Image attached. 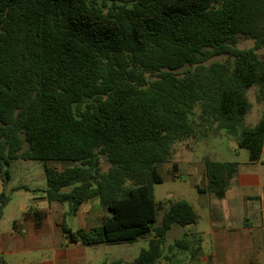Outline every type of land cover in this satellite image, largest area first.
I'll return each instance as SVG.
<instances>
[{
  "label": "trees",
  "instance_id": "16d2710c",
  "mask_svg": "<svg viewBox=\"0 0 264 264\" xmlns=\"http://www.w3.org/2000/svg\"><path fill=\"white\" fill-rule=\"evenodd\" d=\"M241 38L253 45L239 49ZM262 49L264 0H0L1 177L9 181L14 161H40L48 202L75 214L97 197L108 215L74 232L63 221L71 243L150 238L132 263L100 264H179L167 253H193L201 239L185 233L166 247V235L197 215L183 199L156 202L158 164L170 161L176 143L201 134L191 119L197 107L208 134L224 130L249 162L260 160ZM215 57L224 58L207 63ZM253 87L261 114L250 126ZM50 161L72 165L57 170ZM203 163V191L222 197L228 165ZM8 201L1 192L0 219Z\"/></svg>",
  "mask_w": 264,
  "mask_h": 264
},
{
  "label": "crops",
  "instance_id": "0c3cea01",
  "mask_svg": "<svg viewBox=\"0 0 264 264\" xmlns=\"http://www.w3.org/2000/svg\"><path fill=\"white\" fill-rule=\"evenodd\" d=\"M257 113L260 117V105ZM225 135L228 134L221 130L215 137ZM226 164L225 193L216 197L203 191L207 186L204 163L198 167L184 163L180 168L179 163L172 162L173 175L179 176L180 169L183 170L193 178V186L198 191L193 202L187 201L197 215L196 223L174 224L168 231L180 232L181 237L185 233L195 234L201 239L198 245L191 246L193 253L177 250L167 253L179 264H264V143L259 161L251 163L247 157ZM3 186L1 181L0 193ZM16 188L26 189L25 185ZM44 189L39 190L42 196L32 199L31 204L15 206L16 213L8 218L12 226L0 229V264H100L114 259L132 263L141 249L148 248L150 238L126 244L132 248L125 256L117 255L114 245L85 246L69 242L62 230L63 221L74 232L100 226L108 213L98 204L97 197H93L84 201L75 214H68V204L48 202ZM11 205L9 199L0 223ZM172 244L165 242L166 247ZM155 264H166V261Z\"/></svg>",
  "mask_w": 264,
  "mask_h": 264
},
{
  "label": "rangeland",
  "instance_id": "374dc122",
  "mask_svg": "<svg viewBox=\"0 0 264 264\" xmlns=\"http://www.w3.org/2000/svg\"><path fill=\"white\" fill-rule=\"evenodd\" d=\"M253 45L252 40H246L241 38L237 44L239 49H246ZM261 57L264 56V49L259 51ZM224 57H215L209 60L210 63L215 60H222ZM247 97L252 104L250 112L245 118V123L247 125H253L259 119L258 103L255 100V88H250L247 91ZM199 108L194 110L191 119L196 123L197 128L200 130L201 135L195 138L188 139L187 143L178 142L174 145L173 154L171 160L168 163H163L158 165V169L161 172L163 181L160 184H155L153 186V192L156 202L164 201H175L177 199H183L189 202H193L198 196V191L193 186V178L188 177L184 174V171L180 169V175L174 176L172 170V162L179 163L180 168L184 163H192L194 166L198 167L203 164L204 158H209L211 160H217L222 162H232L241 161L242 158L248 157V152L245 149H240L237 147L235 140L232 136H207L204 137L203 134L207 133V129L200 126L198 122ZM187 146H186V145ZM186 147V148H184ZM100 162L103 170H106L108 165L104 161V157L100 156ZM48 165L61 170L67 166L72 165L69 162H55L50 161ZM10 179L4 182L0 174V185L1 181L4 182L3 191L9 196L10 204H12L8 211H6L4 219L1 220L0 229H4L5 226H12V222L8 221L11 215H14L15 206L18 204H31L32 199H37L42 196L39 191L46 187V179L43 169V164L40 161L35 160H17L14 161L9 167ZM4 177V176H3ZM19 185H25V188H16ZM66 204V203H64ZM163 209H158L157 221L155 225L161 222ZM180 232L172 231L168 233L166 240L168 244H172L176 239L180 238ZM142 242V241H141ZM131 244V243H126ZM126 244H116L114 248L117 255L125 256L131 245ZM133 244V243H132ZM128 246V247H127ZM130 246V247H129ZM134 246V245H132Z\"/></svg>",
  "mask_w": 264,
  "mask_h": 264
}]
</instances>
